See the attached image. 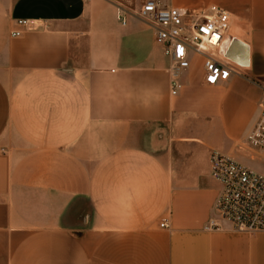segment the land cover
Here are the masks:
<instances>
[{
	"label": "crops",
	"instance_id": "1",
	"mask_svg": "<svg viewBox=\"0 0 264 264\" xmlns=\"http://www.w3.org/2000/svg\"><path fill=\"white\" fill-rule=\"evenodd\" d=\"M117 1L0 0V264H264V232L205 229L213 153L264 173V0H157L226 10L249 47L216 86L193 56L176 95L155 30Z\"/></svg>",
	"mask_w": 264,
	"mask_h": 264
},
{
	"label": "built area",
	"instance_id": "2",
	"mask_svg": "<svg viewBox=\"0 0 264 264\" xmlns=\"http://www.w3.org/2000/svg\"><path fill=\"white\" fill-rule=\"evenodd\" d=\"M122 2L124 0L117 1V19L122 25L127 23V17H136L155 30L156 43L171 61L169 71L173 95L181 89L180 76L191 67L193 56L203 58L204 81L209 86L226 82L244 68L227 57L234 37L222 53V47L232 36V19L226 10L170 7L157 0H146L139 7H126ZM17 24L25 31L40 28L33 20H19ZM23 33L18 30L12 36L19 37ZM259 106L261 115L248 143L264 150V89ZM210 165L211 177L220 184L221 190L215 205V217L205 229L220 230L221 222H228L235 232H264V173L218 152L212 154ZM161 226L167 227L166 222Z\"/></svg>",
	"mask_w": 264,
	"mask_h": 264
},
{
	"label": "water",
	"instance_id": "3",
	"mask_svg": "<svg viewBox=\"0 0 264 264\" xmlns=\"http://www.w3.org/2000/svg\"><path fill=\"white\" fill-rule=\"evenodd\" d=\"M227 57L239 65L245 67L249 65V47L247 44L235 39L230 45Z\"/></svg>",
	"mask_w": 264,
	"mask_h": 264
},
{
	"label": "bare ground",
	"instance_id": "4",
	"mask_svg": "<svg viewBox=\"0 0 264 264\" xmlns=\"http://www.w3.org/2000/svg\"><path fill=\"white\" fill-rule=\"evenodd\" d=\"M233 35L228 38V40L225 42L224 46L222 47V53H225L229 43L232 41Z\"/></svg>",
	"mask_w": 264,
	"mask_h": 264
},
{
	"label": "rangeland",
	"instance_id": "5",
	"mask_svg": "<svg viewBox=\"0 0 264 264\" xmlns=\"http://www.w3.org/2000/svg\"><path fill=\"white\" fill-rule=\"evenodd\" d=\"M196 68V62H193L191 70L194 71Z\"/></svg>",
	"mask_w": 264,
	"mask_h": 264
}]
</instances>
